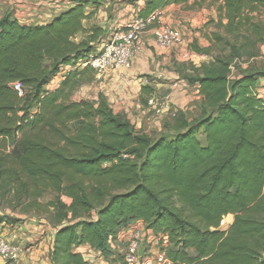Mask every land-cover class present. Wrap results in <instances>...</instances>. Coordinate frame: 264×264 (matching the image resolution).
<instances>
[{
	"label": "trees",
	"instance_id": "16d2710c",
	"mask_svg": "<svg viewBox=\"0 0 264 264\" xmlns=\"http://www.w3.org/2000/svg\"><path fill=\"white\" fill-rule=\"evenodd\" d=\"M143 1L141 18L190 0ZM196 1L218 7L227 35L245 29L264 42L252 16L264 0ZM70 2L44 25L0 19V142L12 145L0 152V180L35 199L56 195L48 264H90L76 250L82 245L115 259L120 232L134 222L146 236L167 237L159 246L168 264H264V70L232 78L231 62L201 65L187 79L202 97L200 118L178 112L177 134L153 139L101 95L75 99L79 87L96 80L78 63L107 38L105 28L84 22L106 0ZM79 35L86 37L77 42ZM14 83L25 88L24 98ZM142 92L153 94L147 86ZM228 215L233 223L221 230Z\"/></svg>",
	"mask_w": 264,
	"mask_h": 264
},
{
	"label": "rangeland",
	"instance_id": "374dc122",
	"mask_svg": "<svg viewBox=\"0 0 264 264\" xmlns=\"http://www.w3.org/2000/svg\"><path fill=\"white\" fill-rule=\"evenodd\" d=\"M132 2L134 1H127V3ZM62 4L67 7L71 6L70 0H0V19L9 15L18 19L22 24L31 21L30 24L41 25L39 23L40 18L52 15L54 10L60 8ZM116 4L118 3L115 0H106L102 6L103 12L107 13L108 20L101 21L99 24L104 26L106 33L120 28L122 18L115 19V17L120 13L125 15L124 9H115ZM106 6L108 7L106 8ZM181 12L188 17L192 16L193 19L197 20V23L195 27H191L180 21L182 31L186 33L184 44L171 51H176L181 59L175 60L173 64L162 66V74L164 75L159 80L160 87L155 89L152 95L129 100H126L125 97L121 98L125 86L120 83L117 84L115 82L117 79L114 80V75L109 73L101 79L96 78L95 81L79 87L74 94L75 99L95 100L101 95L107 100L114 112L124 116L137 132L146 133L153 139L160 137L171 139L177 134L175 118L178 112H183L190 121L200 118L201 98L197 99L199 95L195 93L194 87L188 84L187 79L199 75L201 65L209 64L216 59L231 62L232 78H237L249 71L260 72L264 70V42H260L255 34L245 29L239 35H227L219 25L221 17L217 6L210 2L198 4L195 1L191 6L187 5L181 8ZM252 16L254 22L264 28V9L255 11ZM128 17L126 15V18ZM130 21L127 20L125 23ZM223 22L224 24L227 23L226 20ZM215 36L222 39L217 40ZM79 37L81 36H77L78 40H80ZM262 37L264 38V33L260 38ZM233 47H236V51ZM196 48L207 49L209 51L208 56L197 53ZM116 73L121 74V72ZM259 85L264 90V79L259 81ZM126 94L127 92L124 96ZM152 97L165 100L167 103L168 108L161 116H157L149 106V100ZM129 102L134 105L127 107ZM170 110L175 111L176 115L172 116ZM198 138L204 143V136L201 131ZM11 148V143L5 146L4 143L0 142V152L10 151ZM55 199L54 193H46L38 199L29 197L18 191L16 182L0 180V234L13 242L14 236L18 235L16 230L24 228L25 232H23L22 238L16 239V243H23L26 238L30 237L37 239L38 233L30 234L25 230L26 227H29L30 232H35V230H38L39 233L42 232L41 237H46L47 240L44 241V244L48 245L47 237L55 224L53 216L56 211L51 205ZM65 202L69 204L70 201L65 199ZM142 229L146 233V228ZM159 242L157 237L146 236L141 248V255L155 257L160 252ZM31 246H35V244ZM124 249L125 241L114 250L116 257L110 264L123 263ZM28 263L25 261L22 264ZM30 264L32 263L30 262Z\"/></svg>",
	"mask_w": 264,
	"mask_h": 264
},
{
	"label": "built area",
	"instance_id": "2783aa9c",
	"mask_svg": "<svg viewBox=\"0 0 264 264\" xmlns=\"http://www.w3.org/2000/svg\"><path fill=\"white\" fill-rule=\"evenodd\" d=\"M161 17L162 10H157L149 17L141 18L139 16V10L136 9L131 21L125 27L114 29L109 38L104 40L105 43L103 44L102 49L96 54L91 55L88 59L80 61L77 66L79 68H91L98 79H101L109 73L131 70L133 59L140 51L143 35L151 26H154L153 38L157 48L171 51L183 46L184 37L181 32L162 24ZM13 88L20 98L25 97L26 90L22 84L14 83ZM149 106L154 110L157 116L164 114L165 109L168 108L165 100H159L155 97H152L149 100ZM35 113L36 109L31 112L29 119H33ZM170 113L172 116L176 115V112L173 110H170ZM232 223L233 216H225L220 222V229L228 230ZM142 228L144 227H136L128 236V241L127 244H125L123 252V263L168 264L165 254L161 251L158 252L155 257L141 255V248L147 235ZM17 237V235L14 236V241ZM157 238H159L160 242L162 240L163 246L167 245V237L160 236ZM14 241L12 242L4 236H0V263L18 264L27 253V249L23 245L14 243ZM100 263L106 264V259L103 255L97 252V256H95L90 264Z\"/></svg>",
	"mask_w": 264,
	"mask_h": 264
},
{
	"label": "crops",
	"instance_id": "0c3cea01",
	"mask_svg": "<svg viewBox=\"0 0 264 264\" xmlns=\"http://www.w3.org/2000/svg\"><path fill=\"white\" fill-rule=\"evenodd\" d=\"M129 0H116L118 4L115 5V9L118 10L119 8L124 9L125 15L118 14V16L115 17V19H121V25L120 27H125L129 22L125 23L127 20H131L133 17V13L138 9L143 7L144 1L143 0H131L134 1L132 3H127ZM196 0H190L186 5H171L166 7L165 9H162V17H161V23L164 25H167L171 28L177 29L181 32V34L186 36V33L182 31L180 27V21L187 23L191 27H195L197 20L193 19L192 16L188 17L186 14L181 12V8H184L185 6L189 5L191 6L192 3H194ZM127 3V4H126ZM108 6H106L107 8ZM69 7L60 5V8H56L54 10V13L52 15H48L45 18H40V24H48L51 22L55 17L59 16L62 12L66 11ZM115 10V11H116ZM129 14V17H128ZM177 14H182L178 15ZM126 15L128 18H126ZM105 17V19H104ZM44 20V21H43ZM107 13L103 12V7L100 8V10L96 13L95 17L93 19L85 21L84 27L86 29L92 28L93 25H98L102 28L104 26L100 25L99 23L101 21H107ZM27 24H30L31 21H26ZM120 22V21H119ZM37 24V23H36ZM153 28L154 26H151L148 28V30L144 33L143 39L141 42V48L140 51L136 54V56L133 59V65L132 69L129 71H120L121 74L118 75L117 73H112L114 75V80L118 84L120 83L122 86H125V91L123 92V95L121 98L125 97L126 100L129 99H135V98H142L147 95L143 94L142 90L144 87L151 88L154 92L155 89L160 87V79L163 77L164 74H162V66H167L169 64H173L175 60H180L181 56L176 54V51L172 52L170 50H161L157 48L154 42L153 38ZM112 31H109L107 33V38H109ZM191 34V33H190ZM80 40L78 38L76 39L77 42L84 39L85 35H79ZM105 41H101L99 47L96 50V53L99 52L102 49L103 44ZM67 70V69H66ZM60 74L49 86L50 89L56 88L59 86V84L62 81V77L64 76L65 71ZM119 72V73H120ZM117 75V76H115ZM119 77V78H118ZM263 85V84H262ZM195 93L198 94L197 99H202L201 95L199 94V91L194 87ZM125 92H127L126 96H124ZM153 92V93H154ZM134 104L128 103L127 107L133 106ZM139 108V106H137ZM138 226H144L141 222H134L130 226L124 228L116 241V244L114 245L115 250L119 247V245L123 244L125 241V244H127L128 236L131 234V232ZM41 229V228H40ZM25 230H27L30 234L31 233H38V238L35 239V237L26 238L22 245L25 244V248L27 249L26 255L22 258V260L18 264H22L25 261L30 264H48V258L47 254L50 251V248L52 246V238H53V231H51L50 235H48V245L44 244V241L46 240V237H41L43 234L42 232L39 233L38 230H35V232H30L29 227H26ZM19 232L20 237L22 238V234L24 231V228L16 230ZM25 235V234H24ZM0 236H4L0 234ZM152 237V236H151ZM47 241V240H46ZM27 242V243H26ZM35 246H31L34 245ZM27 245V247H26ZM30 246V247H28ZM77 252H80L83 254L86 258L90 260V263L92 260L97 256V252L92 250L87 245H82L78 249H76ZM114 257L106 260V264L112 263ZM2 264V263H0ZM105 264V263H100Z\"/></svg>",
	"mask_w": 264,
	"mask_h": 264
}]
</instances>
